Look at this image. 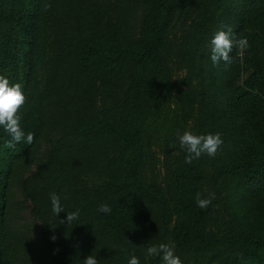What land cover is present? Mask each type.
<instances>
[{"label":"trees","instance_id":"16d2710c","mask_svg":"<svg viewBox=\"0 0 264 264\" xmlns=\"http://www.w3.org/2000/svg\"><path fill=\"white\" fill-rule=\"evenodd\" d=\"M176 13L187 29L186 54L194 47L188 76L198 90L197 96L185 91L181 101L188 106L177 110L171 108L164 62ZM40 26L49 29L50 39L39 85ZM222 26L250 47H234L231 62L215 66L210 41ZM0 75L22 84L27 100L21 125L34 133L31 145L8 148L10 137L0 128V264H83L88 255L99 264H128L125 250L139 233L156 245L189 250L190 264H264V0H0ZM131 96L143 137L118 125ZM180 113L181 121L196 113V134H222L215 176L225 190L223 203L239 219L236 232L218 236L207 227L216 221V204L197 206L204 173L188 163L173 176L190 181L194 213L190 222L170 227L167 186L156 180V157L145 145L166 146L167 152L175 141L173 116ZM41 144L46 158L31 171ZM148 154L150 180L140 173ZM102 170L113 179L95 188L80 184L83 176ZM16 179L39 222L37 235L8 221ZM128 186L135 203L126 219L114 213L110 198ZM52 192L65 208L57 217ZM101 204L111 213L99 211ZM77 209L78 220L60 223ZM146 264L162 261L153 257Z\"/></svg>","mask_w":264,"mask_h":264},{"label":"rangeland","instance_id":"374dc122","mask_svg":"<svg viewBox=\"0 0 264 264\" xmlns=\"http://www.w3.org/2000/svg\"><path fill=\"white\" fill-rule=\"evenodd\" d=\"M183 15L176 13L173 18L171 25L168 29L167 36L170 40L168 48L164 53V62L166 67L165 81L170 83L172 86V103L171 108L177 110L180 105L185 104L181 101L184 98L183 93L185 91L194 92L196 96L198 95L197 87L195 86L193 80L190 81L189 73L193 70V61L191 53L194 47L190 46V53L186 54V49L182 47V42L187 38L186 36V25L183 23ZM145 22V19L144 21ZM189 38H192L188 35ZM50 39V31L47 27L40 26L38 44H39V59L36 61L37 71L36 80L40 84L43 83V72L46 60L47 43ZM240 50V49H238ZM204 63L207 64V52H205ZM179 100V101H178ZM185 106H188L187 102ZM135 99L134 97H129L124 100L122 108L120 111V119L118 120V125L123 126L129 132H139L143 137V126L140 124L135 113ZM181 116V113L174 115L175 122L171 125L170 131L174 136L175 141H169L167 145V152L164 151L166 146L158 147L156 145H145L147 152L152 151L153 156H155V178L161 184H166L167 191V203L172 211V217L170 219V227L177 226L182 222H190L192 215L194 213V202H189L192 200L189 194V180L184 177H174L173 174L176 169L182 171L185 167V161L180 157L186 155L184 151L179 148L178 135H182L184 131H192L196 134L197 132V120L196 113L193 117H190L187 121H181L177 119ZM225 119V118H224ZM174 146V147H173ZM36 160L31 164L30 170L33 171L39 161L44 160L47 154V147L41 144L36 153ZM152 157L150 154L147 155L146 161L140 169L142 178L150 180L151 173L149 169V162ZM219 162L216 157L212 158L209 156H202L198 160H194L191 165L193 168L202 170L204 173V178L202 179L199 191L203 197H207L210 193H215V199L212 204H216V208L213 214L216 221L207 227L215 231L218 236H222L227 232H236V224L239 221L238 218L233 219L231 212L227 204L223 203L224 192L222 188L221 179L215 176L216 164ZM172 173V174H171ZM110 170H102L98 173L83 176L80 180V184L87 185L91 188L100 187L104 182L112 180ZM128 179V178H125ZM176 184V185H175ZM126 190V191H125ZM134 189L132 187H127V189L120 190V192L114 193L110 198L111 205L113 207L114 213L117 216L124 217L128 219L134 212ZM10 201L11 205L8 212V221L14 227L18 228L22 232L28 235H37L39 233L40 225L37 220H35L31 214V204L29 198L24 194L20 180L16 179L12 184V189L10 191ZM212 221V220H211ZM167 241L172 242L171 234L167 236ZM156 245L153 240L146 237L142 233L136 235V241L125 251L126 260L128 261L131 255H136L140 264H146L150 258H146V250L149 246ZM176 255H178L183 264L192 263V257L189 250L178 251L175 250Z\"/></svg>","mask_w":264,"mask_h":264},{"label":"clouds","instance_id":"9594fccd","mask_svg":"<svg viewBox=\"0 0 264 264\" xmlns=\"http://www.w3.org/2000/svg\"><path fill=\"white\" fill-rule=\"evenodd\" d=\"M45 9L50 5H44ZM247 49L250 47L246 38L235 39L231 28L226 31L218 30L210 41L211 56L210 59L215 66H219L221 61L224 63L231 62L233 48ZM27 97L24 94L21 83H11L9 79L0 75V128L10 137L6 147L13 148L15 144L24 142L31 145L34 141V133H25L21 125L20 110L24 107ZM179 148L186 153L185 163L191 164L194 160L200 159L202 156L216 157L224 145L222 134L207 133L195 134L192 131H184L182 135H178ZM174 147V146H173ZM215 193H210L207 197H203L201 193L196 194L197 206L201 209H207L215 199ZM65 200L68 199L66 195ZM51 210L57 217L61 212H65V208L61 204V197L56 192L50 194ZM99 211L103 213H111L112 209L107 204H101ZM79 209L68 212L66 221L61 220L60 223L71 225L73 221L79 218ZM55 240V236L52 237ZM126 251V250H125ZM159 257L162 264H183L181 258L175 253V245L161 243L159 245L149 246L146 250V258ZM83 264H99L95 256L88 255L84 258ZM128 264H140V260L136 255H131Z\"/></svg>","mask_w":264,"mask_h":264}]
</instances>
